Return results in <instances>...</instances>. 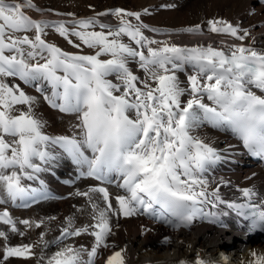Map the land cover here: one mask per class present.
Here are the masks:
<instances>
[{
    "label": "snow or ice",
    "instance_id": "snow-or-ice-1",
    "mask_svg": "<svg viewBox=\"0 0 264 264\" xmlns=\"http://www.w3.org/2000/svg\"><path fill=\"white\" fill-rule=\"evenodd\" d=\"M28 9L41 11L33 0H0V205L27 206L28 200L44 196L43 180L40 189L23 181L39 179L62 155L77 166L79 177L101 182L76 193L86 198L91 223L77 225L68 217L55 240L47 241L41 233L37 264H95L102 248H118L109 243L113 217L147 215L180 228L195 219L216 222L224 213L206 209L227 204L250 230L264 232V198L246 187L239 190L243 202L225 201L220 187L226 182L210 175L226 157L199 134L205 125L230 131L250 155L264 159V49H257L254 40L245 45L248 29L210 18L208 31L241 43L180 46L146 37L144 29L159 30L143 24L139 12L116 8L87 18L48 21L31 18ZM107 14L118 24L98 20ZM47 28H54L73 47L83 45L94 53L62 50L44 39ZM182 31L200 33L202 26ZM133 62L144 72L143 79L130 68ZM178 73H184L185 80ZM7 78L35 86L52 108L74 114L73 134H46L35 113L37 98ZM113 183L123 190L115 195V206L113 194L103 186ZM0 222L9 226L0 229L3 259L35 257L36 244L11 246L8 235L24 236L17 223L31 229L43 221H17L4 208ZM85 234L92 237L90 248L63 243ZM57 243L62 246L46 256L44 249ZM125 251H112L104 264H126ZM251 256L249 264H264V254L252 251ZM178 264L193 262L181 259ZM195 264L214 262L200 258Z\"/></svg>",
    "mask_w": 264,
    "mask_h": 264
},
{
    "label": "bare ground",
    "instance_id": "bare-ground-1",
    "mask_svg": "<svg viewBox=\"0 0 264 264\" xmlns=\"http://www.w3.org/2000/svg\"><path fill=\"white\" fill-rule=\"evenodd\" d=\"M136 1L141 7L154 5L156 9V14L148 19L155 25L153 28L159 31L153 32L144 29V35L150 39L162 42L167 41L180 46H193L198 43L205 46L211 44L216 48L241 43L226 34L211 33L204 23L210 18H224L234 25L238 24L242 29L249 30L250 36L244 41L245 45L253 44L254 40V46L257 49H264V0H174L177 2V7L171 10L163 9L164 6L167 7L166 3H170L169 0ZM76 9L79 10L82 7H76ZM109 12L111 11L109 10L106 13ZM96 15L90 13L82 14L79 17L87 18ZM79 17L55 16L54 14L43 12L40 16L32 18L36 20L67 21ZM98 20L104 24H118V20L112 14L99 16ZM188 22L202 23V32L189 34L182 31L181 28L184 29V26H189L185 25ZM130 68L142 78L144 72L137 66V63H131ZM178 75L182 81L185 80L184 73H178ZM112 79L114 80L115 78L112 77ZM184 99L186 100L187 97ZM199 134L207 138L226 157V159L217 163L210 175V179L214 177L216 182L221 179L226 182L220 187L222 198L225 201L243 202L244 198L239 190L246 187L254 188L259 197L264 198L263 159H253V156L243 147L242 142L230 131L205 125L199 129ZM229 146L232 147L229 148ZM226 149L227 151H225ZM66 169V166L61 164L56 165L55 168L57 171ZM72 171L71 176L77 175L75 171ZM40 180H25L23 183L40 189ZM85 181L75 187V191L73 186L67 184L61 191L63 193L60 195L63 198L59 201L61 206L57 207V209H52L53 213L54 211L58 213L57 222L55 221V223L49 225L50 232H53L61 225L59 227L60 231L53 236V239L60 236V232L66 225V218L68 217H74L77 225L91 223L87 215L90 209L87 206L86 198L78 196L76 193L78 191H87L89 187L99 185L100 181L90 177H86ZM58 185L44 182L45 195H48L49 192L54 195L61 193ZM103 186L107 187L113 194L112 201L115 206L114 197L116 194H123V190L118 189L115 183ZM212 186L215 187V184ZM38 197L40 195H37ZM31 202V200H28L27 204L30 205ZM82 209L85 211H81ZM206 211L222 212L224 214L220 215L216 222H212L210 219H195L188 227L180 228L169 227L167 224L154 220L147 215H137L128 218L122 216L119 218L113 217L114 235L109 238V243H114L118 248L126 249L124 253L126 264H178L181 259L195 264V261L200 258L212 261L214 264H249L250 261L254 260V257L251 256L252 251H255L258 255L264 254V232L255 230L245 240L241 239L245 235L246 230H248L249 225L247 223L243 226H236V223L243 218L237 217L234 214V210L229 209L227 204L219 205L215 209L209 207ZM40 239L41 237H37L36 234L32 235L31 243L36 244L33 249L35 258L41 252L42 246L38 243ZM71 239L73 240L72 243L77 246L83 244L90 248L92 243V237L86 234ZM118 248H102L95 259V264H104L107 255H110L112 251L118 250ZM32 259L34 258L32 257ZM32 262V264H37L34 261ZM0 264L4 263L0 261Z\"/></svg>",
    "mask_w": 264,
    "mask_h": 264
},
{
    "label": "rangeland",
    "instance_id": "rangeland-1",
    "mask_svg": "<svg viewBox=\"0 0 264 264\" xmlns=\"http://www.w3.org/2000/svg\"><path fill=\"white\" fill-rule=\"evenodd\" d=\"M170 3H166V6H164V10H171L175 7H177V2L174 0H169ZM33 3L36 5V8L41 9V11H36L35 9H28L26 10L27 14L32 17L40 16L44 13H49L51 15L55 16H68V13H72L73 16L68 17H79L80 15L84 14H98V13H106L107 11L114 10L116 8H121L126 11L131 12H139L141 13V22L145 25H148L149 28L155 27L153 23L149 21V17L154 16L156 14V9L153 6H145L141 7L137 3L136 0H33ZM76 7H82V9H76ZM148 9L149 14H144L143 10ZM59 13V15L57 14ZM104 16V15H103ZM114 16V15H113ZM79 18H85V17H79ZM114 18H116L114 16ZM117 19V18H116ZM131 20L133 23H137L134 18H127ZM207 21V20H206ZM206 21L204 22L206 24ZM200 24L199 22H188L185 25H196ZM202 24V23H201ZM207 25V24H206ZM69 27H72V25H68ZM185 28V26H184ZM183 29V28H181ZM208 29V26H207ZM95 30H100L99 27H97ZM30 36L32 33H28ZM44 39L47 42L53 43L57 46H59L62 50L68 51L71 53H80V54H92L94 53V49H89L83 45H81V48H75L71 44L68 43V41L59 36V34L55 31L54 28H47L46 29V35ZM73 39L74 43H80L75 37H71ZM125 42H128V38H123ZM134 46V45H133ZM7 54V53H6ZM101 58H108V57H101ZM42 62V61H41ZM138 66V64H137ZM139 67V66H138ZM144 77V74L142 76V79ZM112 79V77H110ZM9 79V80H8ZM14 79V80H11ZM11 81V82H10ZM7 82L9 84H18L20 88H22L27 94L35 96L37 98V104L35 108V113L38 116L39 119H41L44 122V128L43 131L47 133L48 135L51 134L53 136L57 135H69L71 136L74 131L75 124L77 123L76 116L74 114L70 113H63L59 111L58 109L52 108L43 98V94L36 91V87L33 85H27L24 84L22 81H20L18 78H7ZM50 94V93H49ZM46 112V113H45ZM50 135V136H51ZM59 151V150H58ZM55 164V165H54ZM52 166H50L49 171L42 172L39 174V179L43 180L44 182H47V184H56L59 186L60 192L63 191L64 186L67 184L69 186H73V189L75 191V187L79 186L82 182L85 181V177H79L74 178L71 176V171H75L76 165H74L70 158H68L66 155H62L61 158L56 161ZM65 165L66 170H55L56 165ZM71 166V167H70ZM75 166V167H72ZM70 168V170H69ZM57 171V172H56ZM56 172V173H55ZM67 172V173H66ZM62 174V175H61ZM67 174V176H66ZM45 175H47L45 177ZM49 175V176H48ZM44 176V177H43ZM65 176V178H63ZM71 176V178H70ZM52 177V178H51ZM50 178V180H49ZM60 178V179H58ZM68 178V179H66ZM71 180H70V179ZM66 179V181H65ZM61 180V181H60ZM80 180V181H79ZM84 180V181H83ZM64 181V182H63ZM78 183V184H77ZM63 184V185H62ZM62 186V187H61ZM63 193H58V195H49L48 198L43 197L42 199L37 200L36 202H33V204L21 207L19 206V202L17 205H12L11 203L0 205V210H3L4 207L8 209L10 215L16 219L19 220H29L31 222H39L43 221L42 225L40 227H33L31 229L26 228L24 225L17 223V227L20 231L24 232V236L21 237L18 234L9 233L8 235V243L11 246L21 245V244H32L31 239L32 235L36 234L37 237H41V233H44V239L47 241H53V236L60 231L59 227L56 228L53 232H50L49 225H52L57 222L58 213L52 212V209L61 206L60 202L62 200ZM64 196V195H63ZM57 198V199H56ZM48 199V200H47ZM52 201L50 202L49 201ZM55 199V200H54ZM59 199V200H58ZM15 210V211H14ZM146 217V216H145ZM148 218V217H146ZM9 226H5L0 222V229H3L5 231L8 230ZM47 231V232H46ZM46 233V234H45ZM35 237V236H34ZM39 241V240H38ZM73 240L71 238H68V240L64 241L63 243H72ZM4 244L3 238H1L0 247H2ZM62 246V244H50L48 248H46L45 255L50 256L54 252L58 250V248ZM39 256L36 255V258H21V257H11L8 260L3 259V253L0 251V261L4 264H32L34 262L37 263V258ZM31 261V262H29Z\"/></svg>",
    "mask_w": 264,
    "mask_h": 264
}]
</instances>
